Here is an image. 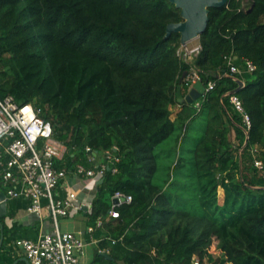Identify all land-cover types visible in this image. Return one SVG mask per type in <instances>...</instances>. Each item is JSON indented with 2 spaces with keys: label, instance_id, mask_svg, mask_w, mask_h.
Returning <instances> with one entry per match:
<instances>
[{
  "label": "trees",
  "instance_id": "16d2710c",
  "mask_svg": "<svg viewBox=\"0 0 264 264\" xmlns=\"http://www.w3.org/2000/svg\"><path fill=\"white\" fill-rule=\"evenodd\" d=\"M178 21L168 0H0V97L40 109L72 153L57 166L106 165L89 226L106 216L115 191L131 196L93 231L108 257L97 253L90 264H186L193 256L264 264V186L254 181V160L264 167V0L209 8L192 65L215 86L198 108L180 103L172 119L179 78L191 66L177 55L179 33L164 38ZM230 53L254 70L225 74ZM236 79L243 85L231 93ZM187 91L182 80L180 97ZM230 95L249 117L246 132ZM173 134L187 148L160 179L156 148ZM211 233L215 252L206 249Z\"/></svg>",
  "mask_w": 264,
  "mask_h": 264
},
{
  "label": "built area",
  "instance_id": "2783aa9c",
  "mask_svg": "<svg viewBox=\"0 0 264 264\" xmlns=\"http://www.w3.org/2000/svg\"><path fill=\"white\" fill-rule=\"evenodd\" d=\"M199 50V44L192 48H188L187 43L180 44L177 55L189 60ZM236 59L232 53L226 57L225 63L229 67V72L225 74L241 73V69L245 72L254 70L255 66L251 61L243 60L241 68ZM199 79L198 70L191 64L183 78L184 83L189 89ZM214 86L215 81H208L203 95ZM200 101V98L193 101L195 108L199 107ZM230 102L234 109L241 113L245 125L243 129L246 132L249 127L248 115L243 111L240 100L235 95H230ZM39 113L40 109L31 103H18L11 95L0 97V177L6 197H25L29 201L28 212L39 217L42 215V199H45V208L54 226L52 231L41 234L36 240L17 238L13 240L12 245L22 250L29 264H76L86 245L85 238L79 232L60 231L57 221L59 217L79 212L83 205L90 209L92 201L89 200L93 199V191L97 181L103 178L106 165L102 163L100 166L86 168L81 164H75L73 170L57 166L55 160L63 161L66 145L56 139L53 127ZM85 149L91 151L88 146ZM104 153L108 160H118L110 151L106 150ZM88 160L92 161L93 157L89 155ZM254 166L264 179L262 162L254 160ZM69 175L80 182L84 181V184L77 191L73 183H66L64 187L66 196L63 198L55 196V189ZM79 193L90 197L89 200L80 199ZM130 201L129 194L115 191L111 196L106 216L97 217L95 224L87 227V233L91 234L96 228L102 227L105 220L118 217L117 206ZM101 239L103 237L96 240L99 242ZM107 239L111 240L108 237ZM113 241L111 240L112 243ZM186 264L203 263L193 256Z\"/></svg>",
  "mask_w": 264,
  "mask_h": 264
},
{
  "label": "crops",
  "instance_id": "0c3cea01",
  "mask_svg": "<svg viewBox=\"0 0 264 264\" xmlns=\"http://www.w3.org/2000/svg\"><path fill=\"white\" fill-rule=\"evenodd\" d=\"M195 56L196 55H193L192 59L186 61L193 64L192 61ZM241 74L245 75V71L242 70ZM181 108L182 107L178 102L170 108L172 119L175 118L176 114L181 110ZM67 154L72 155V153H69L66 148L65 157L62 161L63 163L66 160ZM66 183H73L74 188L78 191L80 186L84 184V181L80 182V180L77 178L75 179L72 175H69L55 189V196L61 198L66 196V189L64 188ZM91 186L94 185L91 184ZM2 191L5 193L3 184L0 186V192ZM79 197H81L80 199L83 201H88L90 198L85 196L83 193H79ZM89 201L92 200L90 199ZM5 202L6 214L0 217V238L2 236V241L0 244V264H29L22 250L13 246L12 242L17 238L36 240L41 234L50 232L54 229L49 212L45 208L46 200L42 199L43 207L41 217L34 213L28 212L27 206L29 201L25 197H6ZM84 207L86 206L83 205L79 212L71 213L67 217H59L57 221L60 231L79 232L85 238L86 245L84 246L82 253L79 255L76 264H90L94 255L100 251H103L99 249V242L96 240L99 237H94L93 232L91 234L87 233V227L89 226L87 218L88 209H84ZM4 229L7 232L6 235L3 233ZM87 245H91L92 249L86 251Z\"/></svg>",
  "mask_w": 264,
  "mask_h": 264
},
{
  "label": "water",
  "instance_id": "95a60500",
  "mask_svg": "<svg viewBox=\"0 0 264 264\" xmlns=\"http://www.w3.org/2000/svg\"><path fill=\"white\" fill-rule=\"evenodd\" d=\"M176 8L179 9L181 21L170 22L165 27L164 38L169 36L172 32L179 33L180 35V44H185L188 41L192 40L199 36L202 33L208 23V11L209 8H219L224 5H227L229 0H168ZM186 72H184L179 78L178 85L176 88V96L178 103H192L194 100L199 98L205 89V84L203 81L196 80L192 86L188 89L184 97H180V85L183 78L185 77ZM237 88L232 91L234 93L239 87L243 85L241 79H236ZM97 152L96 150L94 151ZM103 178H100L97 181V184L102 183ZM6 196L2 191L0 192V217L6 214ZM87 207H84L86 209ZM2 241V236L0 238V244ZM101 255L108 257V254L105 251L99 252Z\"/></svg>",
  "mask_w": 264,
  "mask_h": 264
},
{
  "label": "rangeland",
  "instance_id": "374dc122",
  "mask_svg": "<svg viewBox=\"0 0 264 264\" xmlns=\"http://www.w3.org/2000/svg\"><path fill=\"white\" fill-rule=\"evenodd\" d=\"M197 44H198V37L193 38L192 40L187 42L188 48H192V47L196 46ZM175 134H177V133H175ZM175 134H173L167 140H165L164 142L159 144V146L156 148V154L158 151L157 163H159V168L156 172L157 178L161 179V178L165 177L166 172L168 171L167 167L170 166V164H172V162L175 161L178 154H183L184 149L187 148L186 143H183L180 147L177 148V146L175 144V139H174ZM230 138L231 139L233 138V131L230 133ZM254 181L256 183L255 184L256 186H264V180L261 176L259 178L255 179ZM218 196L221 199V196H222V189L221 188H218ZM216 244H217L216 235L214 233H211L210 240H209L208 244L206 245L207 251H210V252L217 251ZM91 249H92L91 245L86 246V251H89Z\"/></svg>",
  "mask_w": 264,
  "mask_h": 264
}]
</instances>
